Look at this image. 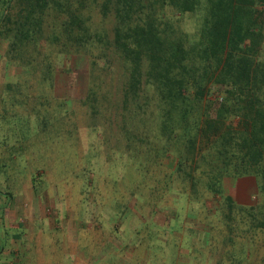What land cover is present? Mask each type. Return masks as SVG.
Masks as SVG:
<instances>
[{
    "label": "rangeland",
    "instance_id": "rangeland-1",
    "mask_svg": "<svg viewBox=\"0 0 264 264\" xmlns=\"http://www.w3.org/2000/svg\"><path fill=\"white\" fill-rule=\"evenodd\" d=\"M40 17L27 41L0 20V264H264V175L223 178L201 203L164 190L174 154L152 88L123 102L113 11L48 0ZM197 21L174 27L190 39ZM209 89V107L229 101Z\"/></svg>",
    "mask_w": 264,
    "mask_h": 264
},
{
    "label": "trees",
    "instance_id": "trees-1",
    "mask_svg": "<svg viewBox=\"0 0 264 264\" xmlns=\"http://www.w3.org/2000/svg\"><path fill=\"white\" fill-rule=\"evenodd\" d=\"M15 1L20 0H0V20L27 41L48 0H22L23 15H9ZM102 5L117 20L114 49L131 64L123 102L146 87L157 97L158 135L166 138L160 154L173 152L175 160L162 175L164 190L179 181L187 201L201 203L206 195H220L223 178L264 175V0H102ZM165 8L178 18L198 17L190 39ZM213 85L228 88L230 97L211 108L207 96ZM222 204L229 211L249 209L226 197Z\"/></svg>",
    "mask_w": 264,
    "mask_h": 264
},
{
    "label": "crops",
    "instance_id": "crops-1",
    "mask_svg": "<svg viewBox=\"0 0 264 264\" xmlns=\"http://www.w3.org/2000/svg\"><path fill=\"white\" fill-rule=\"evenodd\" d=\"M248 183V182H247Z\"/></svg>",
    "mask_w": 264,
    "mask_h": 264
}]
</instances>
